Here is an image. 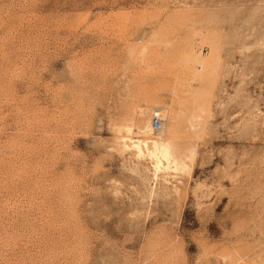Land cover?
<instances>
[{
	"label": "rangeland",
	"instance_id": "374dc122",
	"mask_svg": "<svg viewBox=\"0 0 264 264\" xmlns=\"http://www.w3.org/2000/svg\"><path fill=\"white\" fill-rule=\"evenodd\" d=\"M0 264H264V0H0Z\"/></svg>",
	"mask_w": 264,
	"mask_h": 264
},
{
	"label": "bare ground",
	"instance_id": "6f19581e",
	"mask_svg": "<svg viewBox=\"0 0 264 264\" xmlns=\"http://www.w3.org/2000/svg\"><path fill=\"white\" fill-rule=\"evenodd\" d=\"M149 129V127L147 128ZM150 131V129H149ZM153 150L150 152L151 155L156 156L155 158H157L158 160V166L161 165V160H164L166 162L169 161V157L171 155V150L169 148V146L167 144H158L156 143V141L153 143ZM157 166V167H158Z\"/></svg>",
	"mask_w": 264,
	"mask_h": 264
},
{
	"label": "built area",
	"instance_id": "2783aa9c",
	"mask_svg": "<svg viewBox=\"0 0 264 264\" xmlns=\"http://www.w3.org/2000/svg\"><path fill=\"white\" fill-rule=\"evenodd\" d=\"M160 114L159 113H155L153 115V120H152V124L151 126L155 129L158 130L160 129Z\"/></svg>",
	"mask_w": 264,
	"mask_h": 264
}]
</instances>
